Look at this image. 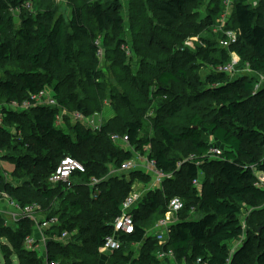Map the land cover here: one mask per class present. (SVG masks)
Listing matches in <instances>:
<instances>
[{"label":"trees","instance_id":"1","mask_svg":"<svg viewBox=\"0 0 264 264\" xmlns=\"http://www.w3.org/2000/svg\"><path fill=\"white\" fill-rule=\"evenodd\" d=\"M68 1L69 22L59 14L55 0H0V72L7 71L0 73V153L14 163L15 179L3 182L0 171V191H7L22 206L37 203L39 217L58 218L49 233H74L76 253L87 250L95 257L89 264H98L96 258L113 233L134 182L150 181L137 169H119L136 158L135 153H147L167 177L161 190L146 193L132 211L135 231L122 236V248L111 253L113 264H164L159 253L169 250L186 264L199 259L202 264H264V217L258 231H251L234 254L229 247L244 234L242 208L264 204V182L255 172L264 175V86L259 82L264 75V0L257 5L234 0L231 9L224 0H209L200 23L196 19L204 0L133 3L141 24L135 32V49L143 54L140 62L147 69L141 81L130 74L119 1ZM14 11L21 12L18 29ZM202 27L206 35L194 49L179 47L186 32L201 34ZM157 28L179 38L175 52L162 45ZM227 30L238 34L229 48L220 45ZM98 39L116 73L121 70L134 83L135 93H121L116 117L100 129L71 123L70 115L64 117L67 127L58 126L62 111L87 117L103 112L107 90L98 69ZM233 53L240 58L236 70L244 67L249 74L234 76L218 69L232 61ZM151 58H158L153 68L148 65ZM203 67L209 68L206 82L199 75ZM47 87L56 104L34 105L33 98ZM111 97L114 104L117 97ZM29 101L32 107L12 108L13 103ZM138 103L144 104V111ZM200 103L208 109L191 112ZM155 104L158 110L152 115ZM112 134L128 135L129 146L112 141ZM214 147L222 150L220 156L214 157ZM65 157L77 159L85 171L74 173L70 186L55 185L51 177ZM202 170L207 176L196 186L194 180ZM92 178L100 180L95 187ZM173 197H180L184 208L170 228V239L161 245L147 234L165 219ZM194 212L196 217L191 216ZM33 227L29 217L6 225L0 214V237L13 245L19 264H42L36 251L24 245ZM134 245H142L137 257ZM74 257L63 249L51 251L48 259L83 264Z\"/></svg>","mask_w":264,"mask_h":264},{"label":"rangeland","instance_id":"2","mask_svg":"<svg viewBox=\"0 0 264 264\" xmlns=\"http://www.w3.org/2000/svg\"><path fill=\"white\" fill-rule=\"evenodd\" d=\"M114 1V0H113ZM120 5H121V17L123 19V24L124 27L126 29V55L128 56V63L130 64V68H131V72L130 74H135L137 75V78L139 81H141V77L143 78L146 75V71L147 69H144V66L141 64V57H143L138 51H136L135 49V32L139 31V26L141 24H138V22L136 21L137 17H138V13L136 11V6L133 5V3L138 4L137 1L141 2L142 0H118ZM232 2L234 0H231ZM102 3H107V2H111L108 0H102ZM209 0H204V5L202 6V8H200V10L198 11V18L196 19V21L198 23H200L201 21H203L206 17V7L207 4L209 3ZM55 3L57 4L58 7V12L59 14H62L65 18V20L67 22L70 21L71 16H72V4L70 1L68 0H55ZM252 3L254 5L258 4V0H252ZM141 4H143V2H141ZM146 8H145V12H146ZM21 12L19 11H14L13 15H14V22L16 25V29L20 28L21 23H22V19L20 16ZM150 25V23H149ZM152 25H154V22L152 23ZM138 29V30H137ZM157 34H159V41L163 44H165L167 46V50L171 51V52H175L174 50H176L177 46H179V38H177L175 36L174 32H170V31H164L162 32L160 28H157ZM187 33V37L183 39L182 44L179 47H187L190 49H194L195 44L200 43L201 42V35L205 36L206 32L205 30H203V27L201 28V34H191L190 32H186ZM176 39H178V41H176ZM130 44V45H129ZM104 46H102L103 48ZM104 50V54L102 56L101 59V63L99 66V71L101 72V74L103 75L102 78L103 80L105 79V86H106V94L103 98L104 102H103V112L99 113V115H93L95 116V120L96 123L97 120H99L100 117H103V124L106 123L110 118H114L117 115V104H118V97L122 94H132L134 95V83L130 80V79H126V76L123 74V72L120 70L118 71V74L116 73V69L113 67V65L111 64V61L108 60L107 55H106V49L105 47L103 48ZM156 50V49H155ZM158 52H160L159 50H156ZM158 61V58H151V60H149V67H152L155 65L156 66V62ZM154 66V67H155ZM16 69H18L17 67H9L8 70L10 71H15ZM6 70H2V72L0 73H6ZM209 73V68L208 67H203L200 71H199V75L201 77V80L203 82L207 81V75ZM249 71H245L244 67L239 68V70L237 69L234 76H239V75H244V74H249ZM1 76V74H0ZM256 79H258V77H255ZM259 82L260 85L264 86V75L259 76ZM46 92L47 95H51V88L47 87L46 88ZM112 94L116 95V99L115 103L112 104ZM49 96H46L44 99H42V102H47ZM14 104V103H13ZM17 105V104H16ZM23 104L18 105V106H13L19 110L24 109L22 107ZM138 107H140L143 111L145 109L144 104L138 103L136 104ZM204 104L200 103L199 105H197L191 112H199V111H203L208 109V105L202 106ZM12 107V108H13ZM157 104L154 105L155 109H152V111L150 112L152 115H154V111L156 110ZM121 109V108H120ZM139 110V111H140ZM119 111V110H118ZM142 113V112H141ZM146 113V112H145ZM140 115V113H139ZM150 115V114H149ZM144 117V116H143ZM71 123H75L73 120H71ZM64 126L67 127L66 125V121L64 123ZM85 127L87 128H91L88 125L84 124ZM93 129V128H91ZM95 130V129H94ZM210 143L212 145L215 146H220V144L212 139H210ZM125 145V144H123ZM6 156L5 153H0V171L1 173L5 176L3 179V182H9V181H13L15 180L14 177L12 176V171L14 170V163H11L9 160L4 159V157ZM142 158V156H141ZM257 177L259 178V180H261L262 182H264V175L262 172L255 170ZM0 173V176H1ZM207 176L206 171L202 170L200 173V180L203 181ZM143 182V181H142ZM145 183V182H143ZM148 183V182H147ZM263 184V183H262ZM142 183L139 181H135L134 182V188H137L139 186H141ZM145 185V184H144ZM202 185V184H201ZM142 187V186H141ZM137 190V189H136ZM157 190H161V188H157ZM156 191L155 189L152 191L151 189H149L147 192H154ZM1 192H6L5 190H2ZM9 194V193H8ZM58 205H60V202H58ZM9 203L6 200H0V214L4 217V221L6 225H14L15 220L13 219V217L10 215V213L8 212V207H9ZM198 214L196 212L191 213L192 217H196ZM178 217V214H174L173 216H171L172 220H176ZM264 217V204L253 208V207H249V206H245L242 208L241 211V215H240V220L242 222L243 228H244V234L242 235V237L240 239H235L233 241L230 242L229 247H230V251H231V255L234 254V252H236V250L242 246V243L246 240L247 235L251 234V231L253 232H257L258 231V227H259V223L262 221V218ZM39 220L41 221L43 217H39ZM34 221V227H33V235L35 238V251L36 254L39 258H41L42 260V264H47L49 261V255L51 253V251H61L63 249H65L68 253L70 252L71 255L75 256L74 259H80V261H82L83 264H89L90 262H93L95 260V257H92V255H90V253L87 250H79L78 252L80 253V255H78L76 253L77 249L73 246L76 245V239L74 237V233H69V235L67 237H62V236H58V235H51L49 233V229L45 230L44 228H40L39 225L37 224L36 220L33 219ZM260 229V228H259ZM52 232V231H51ZM163 233V231H155L154 232V237ZM153 237V236H152ZM53 241H57V243L59 245H53ZM56 243V244H57ZM66 245V246H65ZM12 244L4 237H0V264H19V260L17 258L16 255H13V250H12ZM141 247L142 245H134L133 250H134V255L137 257V255L140 253L141 251ZM9 257V259L7 258ZM98 261V264H113V258H112V254L111 253H107V252H103L100 251L98 257L96 258ZM162 262L164 264H186L185 262H178L177 259L175 257H167L165 256L164 258H161ZM59 263H61L59 261Z\"/></svg>","mask_w":264,"mask_h":264},{"label":"built area","instance_id":"3","mask_svg":"<svg viewBox=\"0 0 264 264\" xmlns=\"http://www.w3.org/2000/svg\"><path fill=\"white\" fill-rule=\"evenodd\" d=\"M224 2L227 4L228 8L231 9L233 2L231 0H224ZM27 8L31 7L30 3H27L26 5ZM226 14L223 16V25L221 28L226 24ZM238 41V34L235 31H226L225 32V37H223L220 40V45L226 48H229L231 45L236 43ZM96 44L98 46V56L102 58L104 54V50L101 47L100 40H96ZM124 50L126 51V45H123ZM240 58L236 53H233L232 55V61L226 65H221L219 66V70H222L227 73H232L234 74L236 72V67L239 62ZM47 95L46 90L42 91L38 96H35L33 98L34 105L35 104H45V102H42L41 100L44 99ZM46 104L50 105H55L56 101L51 97V95L48 98V101ZM13 106H18L16 103L12 105ZM33 106V102H24L22 107L24 109H27L29 107ZM15 108V107H14ZM70 115L72 120L75 123H81V124H86L89 127L93 129H100L103 125V117H100L99 120H97L98 123H96L95 116L87 117L81 112H73L69 113L67 111H62L59 116L57 117L56 124L58 126H64L65 119L64 117ZM96 115H99L97 113ZM105 118V117H104ZM112 141L120 143L124 147L129 146V136H121L118 134H112L111 136ZM125 144V145H123ZM214 157L220 156L222 154V150L218 147H214L211 149ZM141 156L137 154L136 157L137 159H140ZM137 159H131L123 163L119 171H131L134 169H138V163ZM146 161L148 163V166L151 167L152 171L154 172L156 176V180L160 183L167 177V175L161 171L160 169L157 168L156 166V161L154 159L146 158ZM85 167L84 165L79 162L77 159L72 158V157H65L61 160L60 164L58 165L56 172L52 175L51 177V183L53 184H58L60 182L68 183L70 186V180L71 177L73 176L74 173L77 172H84ZM100 182L99 179L92 178L91 181V187H95L98 183ZM194 184L198 186L200 184L199 179L194 180ZM141 197L138 192L133 191L127 198L126 200L122 203L121 206V214L119 217L116 218L114 221V231L111 235H109L106 240L103 248L101 251L103 252H109L112 253L116 250H119L122 248L124 242H123V235L126 234H131L135 231V222H134V217L132 214V211L135 209V206L137 203L140 201ZM0 200H6L9 205L12 207L13 210H11L9 213L15 220V222L20 221L21 219L25 217H29L32 220L35 219L39 227L42 229L44 228L45 230H48L51 228L53 225L58 224V218L56 217H51L49 218H43L41 221L39 220L37 216V212L40 209V206L37 203H33L31 205H26L22 206L20 205L17 201L13 200L10 195L6 192H1L0 191ZM184 208V202L180 197H173L170 199L169 202V214H178L182 209ZM175 223V220H172L171 217H166L165 219H161L157 223V227L163 231V233L157 235V239L159 244L164 245L168 242L170 239V228L172 224ZM69 235L68 231H64L62 233V237H67ZM24 245L27 249L29 250H35L36 245H35V238L33 234L28 235L24 239ZM165 256L167 257H174V253L172 250L169 251H161L159 253V258H164ZM47 264H59L55 260H49ZM195 264H202L201 260L199 259Z\"/></svg>","mask_w":264,"mask_h":264},{"label":"crops","instance_id":"4","mask_svg":"<svg viewBox=\"0 0 264 264\" xmlns=\"http://www.w3.org/2000/svg\"><path fill=\"white\" fill-rule=\"evenodd\" d=\"M138 153H135V156L137 155ZM146 158H147V153L146 154H143V156H142V158H140V159H137V157H136V159H137V163H138V171H142V173L143 174H145V175H148L149 177H150V181L148 182V183H143L142 182V180H137V181H139V182H141L142 183V187L141 186H139V187H137V188H134V184H133V191H136V192H138L139 193V195H140V197H141V199H140V201L137 203V205L135 206V208L140 204V202H141V200L143 199V196L146 194V193H148L147 191L149 190V189H151L152 191L155 189V190H157V188H162V186H163V182H164V180L162 181V183H160V182H158L157 180H156V176H155V174H154V172L152 171V169H151V167H149L148 166V163H147V161H146ZM197 179H199V181H200V184L198 185V186H200L201 185V180H200V174H199V178H197ZM145 184V185H144ZM137 189V190H136ZM169 207V206H168ZM11 210H13L12 209V207L11 206H9L8 207V212H10ZM168 210H169V208H168ZM169 212V211H168ZM167 212V214H166V217H171V216H173V215H171V214H169ZM165 217V218H166ZM178 220H179V215H178V217H177V219L175 220V223H177L178 222ZM157 223H158V221H157ZM157 223L153 226V228H151V229H149V231H148V236L150 235V236H154V232L155 231H161V229L159 228V227H157ZM174 223V224H175ZM174 224H172V225H174ZM172 227V226H171ZM155 237H157V236H155ZM107 253H109V252H107Z\"/></svg>","mask_w":264,"mask_h":264}]
</instances>
